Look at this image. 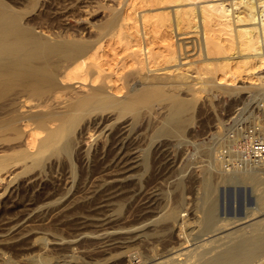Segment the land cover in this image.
<instances>
[{
	"label": "bare ground",
	"instance_id": "6f19581e",
	"mask_svg": "<svg viewBox=\"0 0 264 264\" xmlns=\"http://www.w3.org/2000/svg\"><path fill=\"white\" fill-rule=\"evenodd\" d=\"M98 6H102L101 9L103 10L108 8L105 5L92 6L90 26L94 28V33L87 43L82 44L81 41H73L65 46L63 43L58 46L60 49L65 48L64 50L68 49L72 53L70 61H67L65 65L61 64L63 67L60 68L62 70L58 75L60 76L59 85L62 88L69 87L74 91L86 89V91L92 92L90 96H86V98L90 97L91 104L81 98L82 101H86V105L89 103L90 109L101 108L104 110L110 108L111 111H114L112 113L114 116L110 115L113 120L127 122L126 114L136 110L133 106L138 100L134 95L137 88L143 89L146 87L138 85L137 77H134L135 80H133L129 76L131 77L136 72L135 75L138 77L140 74H143L142 77L153 75L154 77L151 78L155 82L157 80L155 78L160 76L157 73L171 71L170 63L176 61L177 57H179V60L183 58L181 56L184 52L183 42L177 38V35L190 32L196 35L192 42L193 44L194 42L197 43L198 54H203L205 63L196 67L194 77H191V75L180 76L181 79H177L179 74H177V78L167 75L171 79L167 78L170 84L172 82L177 86L187 84V88L195 93L199 91V88L208 87L207 85L210 84L206 89L212 95V87L233 95L239 93L240 90L248 89V93L249 90L252 91L249 95L251 99L255 98L257 103L259 99L264 103V79L253 77V70L256 67L255 60H258V66L264 65V0H120L116 6L109 7V14L100 21L97 15ZM13 10V7L7 1L0 0V75H9L15 71V67H23L25 60L29 57L28 54L38 47L36 37L34 38L35 35L31 32L36 31L47 35L41 31L42 29H37L33 25L25 23L26 21L21 22V19H18L21 17L18 16L19 14L15 18L10 13ZM16 19L19 20L18 23ZM259 50L261 52L256 53ZM127 71L128 73H126ZM129 71H133V74L129 75ZM138 73L139 75H137ZM203 74L208 76L204 78ZM7 76L5 77L7 78ZM147 76L142 78L143 86V83L150 84V86L157 84L159 88L161 84L158 86V82L169 85L163 79H159L161 81L157 80L156 83H153L152 79L147 81ZM161 77L164 78L162 75ZM187 77H191V80L187 81ZM238 77L259 81L249 86H235ZM0 80H2V77ZM220 82H229V85H222ZM157 87L155 85L156 90ZM150 89L154 88L151 87ZM151 90L147 93H155V89ZM61 91L65 92L64 90ZM157 92L160 91L157 90ZM81 94L84 95V92ZM132 95L134 96L132 97ZM145 96H143V101L151 97L145 98ZM138 98L141 99V97ZM152 98H149V100L152 101ZM17 99L20 103L19 106L27 105L31 101L25 96H18ZM155 99L157 98H153V100ZM161 99L163 100V98ZM64 101L67 102L65 99ZM151 101L150 104H152ZM184 101L180 103L178 101V104L175 105L172 103V107L165 117V124L159 126L155 131L152 130L154 133L150 132L155 136H171L175 132L178 134L184 126L182 122L185 115L181 117L182 112L186 109V103L189 102ZM139 102L138 106L141 103ZM82 106L81 108H83ZM84 108L86 112L89 109L88 107ZM131 108L133 109L131 110ZM95 110L93 111L95 112ZM72 111L74 112V110ZM82 111L80 110L81 113H83ZM136 111L138 114L139 111ZM80 115L77 113V115L68 116L66 127L63 130L68 133L76 125ZM129 115L131 116V113ZM112 118L109 115L105 117L98 116L93 117L90 122L95 129L94 133L97 132V137L105 136L107 130L110 129V133L108 132L106 136L110 137L109 148L116 156L114 157L115 160L112 161L116 162L111 166L112 168L117 166V168L115 173L113 171L103 173V177L111 178L109 181L107 179V182L118 181L122 180L123 177L131 176L129 174L130 170H133L139 163L145 164V162L141 163L140 161L142 158L148 157L145 154H143L144 157H140L141 159L137 156L138 150H141L138 149V139L135 140V136L129 137V128L127 133L122 131L126 124L122 123L117 129L111 130L109 124H113V122L107 123V121ZM19 119L24 120L22 123L24 143L28 150L32 151L31 154H36L37 150L39 151L37 144H41L38 142L41 134L40 130L31 126V122L26 121L30 120L27 117L22 116ZM159 120H161L160 117ZM63 125L65 126V124ZM120 130L121 133H119ZM183 132H180V134ZM123 133L125 134L123 135ZM89 135L92 136L91 133ZM130 135L132 136V134ZM225 136L224 134L222 138ZM231 139L232 142L233 139ZM166 143L157 145L156 149L164 144L166 145ZM179 143L177 144L179 145ZM218 146L211 151L212 158L209 157L214 161L215 170L212 172L216 174H211L213 177L216 175V179L210 178L209 170H207L208 172L205 171L206 174L202 175L201 180L198 178L202 189L201 198L197 196L198 191L194 196H197V198H183L182 191L184 189H178L176 198H171L170 204L168 203L169 200L166 202L164 198L165 203L160 204L159 201H156L157 199L160 200L159 198L156 200H154L155 197L143 198L144 194H141L143 197L140 199L136 221L129 226L125 225L132 222V220L128 221L126 218H123V221L117 220L108 213L106 203L99 201L100 204L99 202L98 205L96 203L97 206H94V208H98V212L101 213L102 217L93 219L95 221L92 224L94 228L88 232L78 230L67 236L52 234L47 232L46 229H42L44 223L40 222L39 224L42 216H39L41 219L37 216L34 218L32 216L35 214L30 215L29 212L24 216L21 215L23 217L16 222L14 221L13 225L4 226L3 229H0V264H264V175H262L264 174V159L244 162L245 164L243 163L242 167H238L235 162L239 159V150L236 148L234 154L226 152L230 157L226 156L227 158H224L222 156L224 151L222 152ZM59 148L67 154L70 153V141L63 142ZM206 150L208 149L206 148ZM200 151L202 150L200 149ZM230 151H233V149ZM234 159L235 161H233ZM40 161V157H34L31 164H38ZM28 165L25 164V167ZM229 165L231 167H227ZM106 167H109L108 164ZM146 181L148 182V180ZM179 183L181 182L179 181ZM195 183L193 184L195 185ZM219 184L242 185V187L248 184L252 187L254 193V205H245L243 211L240 208L238 213L235 212L233 216H228L226 214L228 212L223 215L220 214L221 210L219 212L218 210L222 198H218L217 191L214 192ZM176 185L181 184L177 182ZM150 186L152 184L149 183L145 191ZM235 191L237 192V190ZM240 191L242 193V190H239L238 195ZM213 192L214 195H212ZM199 193L201 194V192ZM229 193L227 192V194ZM238 195L236 196L238 197ZM231 197L234 198L232 195ZM104 206L106 209L99 211V208ZM21 216L19 214V217Z\"/></svg>",
	"mask_w": 264,
	"mask_h": 264
},
{
	"label": "rangeland",
	"instance_id": "374dc122",
	"mask_svg": "<svg viewBox=\"0 0 264 264\" xmlns=\"http://www.w3.org/2000/svg\"><path fill=\"white\" fill-rule=\"evenodd\" d=\"M5 1L13 7L14 10L10 13L13 14L15 18L19 14L18 16L21 17L18 19H21V22L26 21L25 23L33 25L37 29H42L41 31L45 32L47 35L37 33L36 31L31 32V34L35 35L32 36L34 38L36 37L38 47L34 48L31 53L28 54L29 57L25 60L23 67H15V71L11 73L12 75H0V79L2 77V80H0V154H2L0 155V229H3L4 226L8 227L13 225V223L20 220L24 214L26 215V213L30 212V215L35 214L32 216L34 218H36V216H42V219L39 217L41 219L39 224L40 222L44 223L43 225L45 228L42 225V229H46L47 232L52 234L67 236L78 230L88 232L94 228V225L92 224H94L95 221L93 219L102 217L101 213L98 212V208H94V206L98 205L99 201L106 203L108 213L117 218V220L119 219V221H123V218H126L128 221L132 220V222L125 225L129 226L136 221L135 218L139 211L138 207L140 199L143 196V198L148 199L155 197L154 200L159 198L160 200L157 199L156 201H159L160 204L169 200L168 203L170 204L171 198H176L175 196L178 191L184 189L182 191L183 198H197V196L198 198H201L202 189L200 187V180L203 178L202 175L206 174L205 171L209 170L210 178L213 180L216 179V175H214L215 177L212 176V174H216L215 172H212L215 170L213 165L214 161L210 159L212 158L211 151L214 147L217 148L221 143L218 147L222 152H225H223L224 155H222L224 158L229 156L226 152L234 154L236 152L234 150H236L237 147L234 146L235 139L232 138V132L237 118H240L242 123L247 122L252 117V112H257L259 113V116L264 117L263 101H259L258 99L257 103L255 98L251 99L249 95H251L250 93L252 91L250 92L249 90L248 93V89H246L247 91L245 89L244 91L240 90V92L238 91L239 93L233 95L229 92H223L219 88L212 87V95L206 89L210 84L207 85L208 87L199 88V91L195 93L187 88V84L177 86L174 85L175 83L173 84V82L171 83L172 85L169 83V80L171 79L167 75L177 78L176 76L179 74V78L177 79H181L180 76L191 75V77H194V70L196 67L204 65L205 63L203 60V54H198L197 43L194 42V46L192 42V40L196 38V35L192 32L177 35V38L183 42L184 52L181 55L183 58L179 60V57H177L176 61L170 63L171 71L157 73L160 74V76L155 79L158 81H161L159 79H163L165 80V83L167 81L169 85L158 82V86L161 84L159 88H162L159 89L157 84H154V86L152 85L157 81L154 80L155 82H153V75H151L152 78L150 75H144L147 76V81H151L152 79L153 83L151 84L152 86L143 83V86V74H140L141 77H138L135 75L137 72L133 74V71H129V75L133 74L131 77L129 76V78L135 80L134 77H137V82H139L138 85L141 87L146 86L148 88L145 87L141 89L139 87L141 90L137 88V92L134 94L135 98L137 97L138 100H136L137 103H135L133 108L134 110L136 109L139 111L138 114L136 113V110L134 112H128V114H126L127 122L123 123V120H113L112 117L114 114L112 113H114V111H111L110 108L104 110L101 108H92L93 110L96 109L94 112L89 108V103L91 101L90 97L86 98V96H90L92 92H88L86 89L74 91L69 87H65V90V88H62L61 85H59L60 76L58 75H60V70H62L60 68L63 67L62 65L67 64V61H70L72 53L68 51V49H60L58 46L62 43L65 46L73 41H81L82 44H86L88 39L92 37V34L94 33V28H91L90 26L92 6L105 5L108 7L103 10L101 9L103 8L102 6H98L97 15L100 21V19H104V17L106 18L107 14H109V7L116 6L120 0ZM19 20H17V23ZM260 52L261 50L256 51V53ZM258 63L259 62L256 59V67L253 70V77H261V80H263L264 65L258 66ZM126 73H128V71ZM145 73L147 74L146 71ZM4 75H8L9 77L7 76L6 78ZM137 75H139V73ZM161 75L164 76L165 79L162 78ZM203 76L205 78L208 75L203 74ZM191 77H187V81H190ZM140 79L141 81H139ZM258 81L259 80L255 81L249 78L238 77L235 86H249L256 84ZM220 83L222 85H229V82ZM155 85L160 92L156 93L157 90ZM149 86L150 88L152 87L155 89H152L156 93L152 92L155 96L154 94L147 93L151 90ZM163 86H165L164 90ZM61 90H64L68 95ZM82 92H84V95L81 94ZM61 94L67 96L62 95V97H60ZM134 95H132V97ZM18 96H25L31 101H29L27 105L19 106L20 103L17 101ZM78 96L79 98H77ZM143 96H145V98L151 96L149 97L150 99L153 96V98L157 99H155V101L152 98V101L155 102H152L149 98L148 100L145 99L143 101ZM138 97H141V99ZM63 98L67 100V102L64 101ZM81 98L89 103L86 105V101L84 100V104V101H82ZM161 98H163V100ZM169 100L172 101L170 102ZM184 100L186 102L189 101V104L186 103V109L183 110L181 115V117L185 115L183 116L184 120L182 122V124L184 123V126H182L180 130V132L184 131L182 133L184 136L180 134L179 131L178 134L175 132L174 135L171 134V136H155L153 134L154 131L158 129L159 126L161 127L165 124V117L169 112V109L172 107V103L175 105L178 104V101L180 103ZM150 101L152 104H150ZM138 102L140 103L139 106ZM79 103L82 104L80 105ZM164 103L167 104L165 105ZM81 106L83 108H81ZM187 106H189V108H187ZM77 107H79L78 110ZM84 107L89 108L87 109V112L84 110ZM133 108H131V110ZM72 110H74L75 113ZM80 110H83V113H81ZM164 111L166 112L164 113ZM102 112L105 113L103 114ZM72 113L73 115H77V113L78 115H82H80L81 117L79 116L76 125H74L67 133L63 128L66 127L68 121L66 119L69 118L68 116H73ZM107 113L109 117L112 118L109 119L107 123H110L111 121L113 122V124H109L110 126L108 125L111 130L117 129L122 123L126 124V129L122 128V131L127 133L129 128L130 131H128L132 134V136L129 134V137L132 138L135 136V140L138 139V149L141 150L137 149L139 151V153L137 151L138 154L136 153L137 156L139 158L144 157L143 154L148 156L142 159L140 158V162H145V164L139 163V165H137L138 167H134L136 169L133 168V170L131 169L132 171L130 170V173L128 172L131 176L123 177L122 180L113 182H107V179L108 181L111 179L108 175V178H106L105 175V177H103V173L105 174L107 171H113L115 173V169L117 168V166L112 168L116 162L112 161L115 160L114 157L116 156L109 148L111 143L110 137L106 136L108 132L110 133V129L109 131L107 130L105 136H101L100 138V136L97 137V132L94 133L95 129L90 123L93 117H105L108 116ZM129 113H131V116ZM22 116L30 119L25 120L31 122V126L40 130V141L38 140V142L41 144H37L39 151L37 150L36 154H31L30 152L32 151H29L24 143V133L22 131V123L24 120L21 121L19 119ZM159 117L161 120H159ZM59 121L63 123L59 124ZM131 121L132 123H130ZM58 124L60 125L59 127ZM63 124H65V126ZM122 131L120 130L119 133ZM90 133L92 134L91 137L89 135ZM124 134L125 133H123V135ZM152 134L155 137H153ZM224 134L229 138L226 136L222 138ZM260 134L264 139V127L261 129ZM67 140L71 143V151L68 154L59 148L60 145ZM174 140H177V142ZM149 141L152 142L150 143ZM178 141H182L183 143H179ZM163 143H166L168 147L164 144L162 147L156 149L157 145ZM177 143H179V145ZM206 148L208 150L205 151ZM200 149L202 151H200ZM232 149L234 152L230 151ZM34 157H40V163L34 165L31 164ZM138 157L136 158L138 159ZM233 161H235V159ZM237 161L239 160H236L235 163H237L238 167L244 165L243 162L240 164V162ZM8 164L11 165L8 166ZM25 164L29 165L25 167ZM107 164L109 167L112 165L110 167L112 168L111 170L109 167H106ZM227 167L231 166L229 165ZM204 168L206 169L204 170ZM194 179H198L199 181ZM146 180H148V182ZM179 181L181 183H179ZM177 182L178 184H181L178 185L179 188L176 185ZM111 183H114V185L112 186ZM149 183L150 185L152 184V186L148 188L147 192L145 190L149 186ZM193 183H195L196 186ZM251 188L252 187L248 184L243 187L242 185L232 186L229 184H219L217 188H215L216 190H214V192L217 191L216 195L218 198H222V203L219 207L220 209L218 208V212L221 210L220 214L223 215L228 212L226 213L228 216H233V214L235 215V212L236 214L238 213L240 208L243 211L245 205H254L255 198ZM238 189L242 190V193L240 191L239 195L237 194L239 191ZM149 190H153L150 191L152 192L151 194ZM235 190H237V192ZM196 191H198V195L194 197L197 194ZM199 192H201V194ZM214 192L212 195H214ZM227 192H230V195L227 194ZM141 194L144 195L142 196ZM231 195L234 196V198H230ZM236 195H238V197ZM96 203L97 205H95ZM106 208L105 206L100 207L99 211H103V209ZM19 214L20 216H23L19 217ZM81 257L83 256L81 255ZM86 258L89 259L88 256H86Z\"/></svg>",
	"mask_w": 264,
	"mask_h": 264
},
{
	"label": "built area",
	"instance_id": "2783aa9c",
	"mask_svg": "<svg viewBox=\"0 0 264 264\" xmlns=\"http://www.w3.org/2000/svg\"><path fill=\"white\" fill-rule=\"evenodd\" d=\"M263 127L264 117L259 116L257 112H252V117L247 122L242 123L240 118H237L232 138L235 139V146L240 153L239 162L264 159V139L260 134Z\"/></svg>",
	"mask_w": 264,
	"mask_h": 264
}]
</instances>
